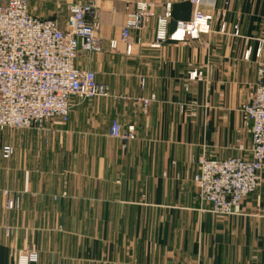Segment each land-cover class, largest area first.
<instances>
[{"label": "crops", "instance_id": "obj_1", "mask_svg": "<svg viewBox=\"0 0 264 264\" xmlns=\"http://www.w3.org/2000/svg\"><path fill=\"white\" fill-rule=\"evenodd\" d=\"M129 1H151L157 15L171 3L169 31L194 13L192 0H28L32 14L63 27L68 5L95 4L103 49L75 64L110 93L72 97L67 122L0 129V264H17L30 248L35 264H264V172L238 215L213 212L194 182L203 156L252 159L243 108L264 65V0H230L226 34L217 19L209 34L160 47L152 46L153 19L133 32L131 54L125 43L109 46ZM224 1L203 0L200 9L216 13ZM193 70L203 79H190ZM114 119L136 126L127 148L110 135ZM5 145L14 148L9 158ZM4 191L21 195L18 209H6Z\"/></svg>", "mask_w": 264, "mask_h": 264}, {"label": "built area", "instance_id": "obj_2", "mask_svg": "<svg viewBox=\"0 0 264 264\" xmlns=\"http://www.w3.org/2000/svg\"><path fill=\"white\" fill-rule=\"evenodd\" d=\"M192 2L193 17L177 21L173 31L168 30L171 3L166 4L163 14L157 15L151 1L127 2L125 23L119 38L110 41V48L116 50L120 43H125L126 52L131 54L133 32L144 29L153 19L157 21L153 47H160L167 40L198 39L212 31V23L217 19L221 23L220 32L227 33L226 12L230 0L224 1L223 9L211 14L200 9L203 0ZM67 10V26L63 27L57 19L32 14L28 0H0V129L41 128L55 117L67 122L72 97L109 96V87L97 81L94 71L78 68L75 64L80 55L103 49L98 33L97 7L93 3L70 4ZM232 34L240 35L238 22L233 25ZM189 76L195 80L203 79L205 74L193 70ZM145 84V78L141 77L142 88ZM155 100L156 95L152 94L142 102L147 108ZM243 110L252 123V159L203 156L194 176L199 199L210 203L212 211L222 215L241 214L243 201L262 184L264 65L260 69L253 100ZM110 135L121 139L127 148L128 143L137 137V129L134 124L123 127L118 119H114L110 124ZM13 153L11 145L2 149L4 158L11 157ZM4 194L8 196L6 209L20 207L21 195L11 197L9 191H4ZM65 195L67 192L64 191L62 196ZM38 260L39 253L32 248L20 250L17 255V264H35Z\"/></svg>", "mask_w": 264, "mask_h": 264}]
</instances>
